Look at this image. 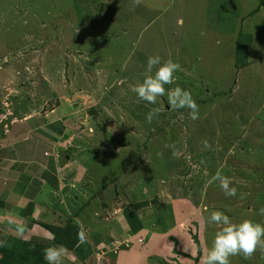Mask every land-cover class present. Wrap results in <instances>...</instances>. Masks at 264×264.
<instances>
[{
    "label": "rangeland",
    "instance_id": "374dc122",
    "mask_svg": "<svg viewBox=\"0 0 264 264\" xmlns=\"http://www.w3.org/2000/svg\"><path fill=\"white\" fill-rule=\"evenodd\" d=\"M150 56L181 64L166 92L189 90L198 119L172 110L167 95L153 105L131 91L151 74ZM154 107L161 112L149 123ZM6 146L19 157L5 163L15 186L54 194L58 207L49 209L59 211L35 214L37 203L25 197L0 211V222H19L25 208L29 221L82 225L79 264H139L144 251L150 264H201L218 230L210 212L264 223V0H0ZM217 171L235 197L208 183ZM25 177L37 187H21ZM124 221L133 232L115 238ZM31 223L39 236L19 238L51 240ZM230 264H264V252Z\"/></svg>",
    "mask_w": 264,
    "mask_h": 264
},
{
    "label": "clouds",
    "instance_id": "9594fccd",
    "mask_svg": "<svg viewBox=\"0 0 264 264\" xmlns=\"http://www.w3.org/2000/svg\"><path fill=\"white\" fill-rule=\"evenodd\" d=\"M140 3L141 0H133L134 5ZM154 68L155 71L153 72ZM147 70L151 74L146 75L142 83L131 88V91L140 100L155 105L158 97L167 95V102L172 110L187 109L192 120L199 118V106L189 90L177 86L166 92L165 85L173 84L176 79L175 74L178 71H183L179 62L171 58L162 62L159 56H150L147 61ZM160 112V107L152 108L146 116L147 121L151 123L153 118L159 115ZM181 118H183V113H181ZM205 145L207 146V142H205ZM166 147L168 146L166 145ZM172 147L174 149L173 155L178 156L180 153L175 150V145ZM217 182L226 196L235 197L237 195V188L231 186L232 181L230 178L220 171H217L208 183ZM244 196L245 194L241 193V199ZM260 214L264 215V208L260 209ZM207 222L208 224L217 225L218 230L215 233L211 247L201 257V264H230V257L242 254L247 259L251 258L258 249L264 252V223L252 219H244L238 223L233 222L221 210L210 212ZM11 223H15V221H11ZM77 223L79 224V221ZM17 233L21 237L23 236L24 228L22 225L17 227ZM78 240L81 244L87 242V236L82 225L78 233ZM185 252H190L191 255V250L185 249ZM65 254L66 249L63 246H49L44 249V259L47 264H63Z\"/></svg>",
    "mask_w": 264,
    "mask_h": 264
},
{
    "label": "crops",
    "instance_id": "0c3cea01",
    "mask_svg": "<svg viewBox=\"0 0 264 264\" xmlns=\"http://www.w3.org/2000/svg\"><path fill=\"white\" fill-rule=\"evenodd\" d=\"M44 138H47V139H51L52 141H56V139L54 137H50V136H43ZM49 139V140H50ZM8 146L4 147V148H0V167L2 168H5L4 170L5 171H1L0 170V211L3 213L0 214V217L4 216V215H7V212L9 210V208H11L12 206H14L17 202L21 203L22 201H25V197H28L31 199H34V202L37 203V207L38 209L36 210L35 214H38L40 215V207H39V204L40 203H43V199H42V196L44 194H41V193H34L32 195L29 194V190H21L19 188V190H16V186L15 185H18L16 182L14 183V181L12 180V176H13V170L10 169V168H6V164L10 163L11 164V161L14 160L16 157H18V154L16 152L15 149H7ZM5 149V150H4ZM19 158V157H18ZM6 163V164H5ZM10 169V170H9ZM16 169V168H15ZM6 172V173H4ZM36 172L34 171L33 175H35ZM124 177V176H123ZM26 179V177H25ZM45 181V180H44ZM26 182H28L26 185L28 188H30L31 186H33L34 184H31L30 183V178L26 179ZM26 185H24L23 183L21 184V187H26ZM37 187V186H35ZM44 187H47L45 184H44ZM17 192H16V191ZM21 190V191H20ZM40 191V190H39ZM36 195V196H35ZM49 195V198L55 196L54 194L52 195V193L48 194ZM31 199L27 202V204H30L31 203ZM15 203V204H14ZM118 203V202H117ZM48 205H50L48 207ZM53 205H55L56 207V204L54 202H52V199L47 201V205H46V209H48L51 213L55 214L59 211V209H49L50 207H52ZM48 207V208H47ZM54 207V206H53ZM58 207V206H57ZM8 209V210H7ZM20 209V208H19ZM115 210L118 211L119 207H114ZM22 211H26L25 208H22L21 212ZM115 212V216L119 217V221H121L120 219V211L118 212ZM0 212V213H1ZM20 212V215L18 216L19 218V222H15V223H12V224H6V223H3V222H0V237H19L18 233H17V227L22 225L24 230L26 228V230H29L30 227H29V224L31 223V221H29L27 218H28V214L27 212L25 213V215L27 214V217H23L22 216V213ZM99 213V212H94L90 217L93 218V217H96L95 215ZM102 213V212H101ZM34 214V215H35ZM2 215V216H1ZM43 215V214H42ZM23 217V220L24 222L20 221V219H22ZM44 217V216H43ZM33 218V217H32ZM45 218V217H44ZM77 218V217H76ZM17 219V218H16ZM25 220H26V224H25ZM94 220V219H93ZM91 219H89L90 223L93 221ZM109 220V219H108ZM116 220V219H115ZM1 221V220H0ZM2 221H5V220H2ZM103 221H107L103 218ZM29 222V224H28ZM108 222V221H107ZM119 222V223H120ZM117 223V226H116V229H117V232L113 230V235L114 237L116 238L117 236L120 237V236H125L126 234L130 233L129 231H131V233L133 232V230H131V228H128L126 229L125 227V221L123 223V225H121V223L119 224ZM8 226V227H7ZM119 228V229H118ZM112 230V229H111ZM129 230V231H128ZM142 231V230H141ZM140 231V232H141ZM147 235V234H146ZM117 237V238H118ZM146 237V236H145ZM145 237H141L142 239H145ZM123 238V237H122ZM83 244H78L74 251H69L66 253L65 257L68 255L70 256L69 260H67V258L64 257L63 260H65L67 263L68 262H71L72 264H79L78 261H80V258L79 255L81 254L80 252V249H83L84 247L82 246ZM90 249V248H89ZM103 251V250H102ZM95 252H96V249H95ZM94 252V253H95ZM84 253V252H83ZM144 254H141L142 255V260H143V263H139V264H150L148 261V257L147 255H145L146 251L143 252ZM71 260V261H70ZM82 261V260H81ZM64 263V262H63ZM67 263H64V264H67Z\"/></svg>",
    "mask_w": 264,
    "mask_h": 264
},
{
    "label": "trees",
    "instance_id": "16d2710c",
    "mask_svg": "<svg viewBox=\"0 0 264 264\" xmlns=\"http://www.w3.org/2000/svg\"><path fill=\"white\" fill-rule=\"evenodd\" d=\"M261 6L262 5L260 4L258 7L252 10L250 15H253L256 12H258ZM239 46H240V41L238 42V48ZM52 130H50L49 128L46 129V131L49 132V135H51L50 137H54L57 140L58 137L60 136L56 133L57 130L56 131L55 130L52 131ZM51 133L52 134L54 133V134L52 135ZM22 183L26 185L28 182H26V179H25V182L23 181ZM32 187L36 188L34 185ZM16 190H19V189L16 188ZM34 193L36 192L34 191ZM55 198H56L55 196L49 198V195L42 196L43 203L39 204L40 213H41L40 215H42V213L47 210L46 209L47 201L52 199V202L56 204ZM31 221L33 222L35 221L41 224L46 231L45 233L49 234L48 237L49 238L51 237V240L48 241L47 243L46 241L42 243L39 241H36V242L29 241L28 239H25V238L9 237L10 240L8 242H4V243L0 242V264H47V262L44 259V249L45 248L49 246H54L55 244H59L65 247L66 249H68V252H69V251H74L75 247L79 243L78 233L80 231V227L72 224L71 222L62 228L58 226V224L57 225L50 224V223L38 220L36 218H32ZM32 225L33 223H30L29 227H32ZM30 230L31 228L29 230H26L25 228L24 233L32 232ZM33 234L39 236V233L32 232L31 235ZM97 251L100 252L99 249ZM95 258L97 259V256H94L93 260H95ZM90 264H93V263H90Z\"/></svg>",
    "mask_w": 264,
    "mask_h": 264
}]
</instances>
